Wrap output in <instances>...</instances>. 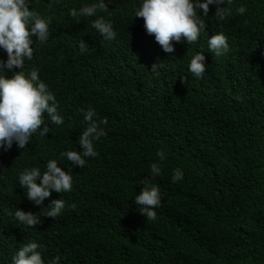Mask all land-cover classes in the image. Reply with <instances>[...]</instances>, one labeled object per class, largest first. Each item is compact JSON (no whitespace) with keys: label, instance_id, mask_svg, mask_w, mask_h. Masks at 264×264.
Returning <instances> with one entry per match:
<instances>
[{"label":"trees","instance_id":"1","mask_svg":"<svg viewBox=\"0 0 264 264\" xmlns=\"http://www.w3.org/2000/svg\"><path fill=\"white\" fill-rule=\"evenodd\" d=\"M94 2L32 0L52 22L46 43L33 37L34 58L25 67L39 69L64 123L45 114V137L34 135L24 149L15 143L0 149V264H11L33 241L42 245L45 264L58 255L61 264H264V0H228L223 20L210 6L198 41H174L171 54L135 18L140 0H108V10L98 13L113 23L112 41L91 27L97 17L70 15ZM220 32L229 51L217 57L207 40ZM197 53L206 57L202 78L188 69ZM0 60H7L2 47ZM157 62L158 76L151 72ZM81 108L108 121L107 135L94 142L98 156L85 167L60 157L83 150ZM161 150L166 160L154 183L162 200L148 220L134 200ZM53 158L72 173L73 190H53L36 205L19 173L44 170ZM176 168L184 179L174 183ZM57 199L66 203L62 214L45 216ZM16 209L37 214L41 223L24 226Z\"/></svg>","mask_w":264,"mask_h":264},{"label":"clouds","instance_id":"2","mask_svg":"<svg viewBox=\"0 0 264 264\" xmlns=\"http://www.w3.org/2000/svg\"><path fill=\"white\" fill-rule=\"evenodd\" d=\"M57 2V0H53ZM228 0H140L135 7V18H143L144 28L163 50L169 54L175 50V42L187 41L193 44L198 41L205 30V20L209 16L210 6H215L216 16L221 20L229 14L225 7ZM32 0H0V47L7 52V60H0V149L8 151L15 143L18 148L24 149L34 135L45 137L49 127L45 123L47 118L56 125H63L64 117L60 114V103L50 86L40 77L36 67L26 69V61L34 58V40L40 44L46 43L50 37L51 17L44 18L31 7ZM108 0H96L85 4L79 10L70 9V15L76 17H97L91 24L104 40L112 41L117 32L113 23L99 12L108 10ZM202 10V15L200 11ZM239 14L246 11V6L237 9ZM208 49L219 57L229 51L228 38L223 32L210 36L207 40ZM81 53L88 51L83 41L79 43ZM206 57L197 53L191 57L188 69L192 76L202 78L206 71ZM160 62L151 66V72L160 74ZM20 69V71H16ZM8 72L13 75L9 77ZM83 114L85 127L79 137L82 151L67 150L60 154L61 159L66 158L75 165L85 167L89 158L98 156L95 141L107 135L102 124H107V118H98L95 109L79 110ZM41 125L44 127L41 129ZM159 161L151 164L150 174L142 180L144 187L140 194L135 196L134 203L137 210L148 220H155L156 208L161 204L160 188L154 183L156 177L162 174V162L166 160L163 150L157 153ZM72 166V165H71ZM19 183L27 188V198L36 205H43L45 198L51 196L52 191L66 193L73 190V175L59 166L58 160L49 159L45 169L40 167H25L19 173ZM172 181L179 182L184 179V172L180 168L173 170ZM66 203L64 199L52 201L46 207L45 216L57 217L62 214ZM14 218L24 226H35L41 223V217L31 211L19 209L14 211ZM42 245L29 242L20 247L12 256L11 264H45L39 250ZM58 255L49 264H61Z\"/></svg>","mask_w":264,"mask_h":264}]
</instances>
